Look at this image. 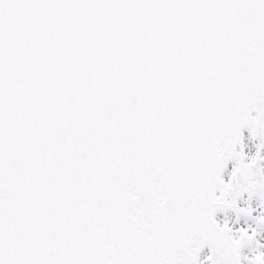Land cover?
I'll list each match as a JSON object with an SVG mask.
<instances>
[{
  "label": "snow or ice",
  "instance_id": "snow-or-ice-1",
  "mask_svg": "<svg viewBox=\"0 0 264 264\" xmlns=\"http://www.w3.org/2000/svg\"><path fill=\"white\" fill-rule=\"evenodd\" d=\"M262 150L264 0H0V264H264Z\"/></svg>",
  "mask_w": 264,
  "mask_h": 264
},
{
  "label": "bare ground",
  "instance_id": "bare-ground-1",
  "mask_svg": "<svg viewBox=\"0 0 264 264\" xmlns=\"http://www.w3.org/2000/svg\"><path fill=\"white\" fill-rule=\"evenodd\" d=\"M245 136H246V141H247L248 150H249V152H248V159H250L252 156H254L256 154L257 144H259L260 141H259L258 138H255V139L252 138L251 139V133L247 129L245 130ZM262 154L264 155V150H262ZM234 166H235V162L228 164L227 170H226V176L233 170ZM226 176H225V179L227 178ZM258 202H260V201L257 200V199H255V200H253V201H251L249 203L250 205L252 204V206H255L256 205L255 208L252 207L254 209V217L255 216H259L261 214L260 212L264 209V207L261 204H259ZM242 204H245L244 201L242 202ZM220 217L223 218L222 221H225L227 219L228 222H229V225L231 227H233V228H234L235 225H237L238 226L237 229H239L240 227H248V223L247 222L250 221V220H248L246 222L245 221L246 219H243L242 218V219H239V222L237 223V219L234 218V216H231V215H221ZM251 220L254 221L253 219H251ZM239 225H241V226H239ZM262 234H263L262 231L259 232L258 235H257V237H259V241L261 243H264V235H262ZM246 250H247V248H246ZM246 250L243 252V255L246 252ZM203 259H204V257H203Z\"/></svg>",
  "mask_w": 264,
  "mask_h": 264
},
{
  "label": "water",
  "instance_id": "water-1",
  "mask_svg": "<svg viewBox=\"0 0 264 264\" xmlns=\"http://www.w3.org/2000/svg\"><path fill=\"white\" fill-rule=\"evenodd\" d=\"M245 130V129H244ZM251 139H252V136H251ZM243 143H244V145H245V147H244V152H245V154H246V157L248 158V152H249V150H248V145H247V141H246V136H245V131H244V134H243ZM256 152H257V150H256ZM263 155V154H262ZM233 162H235V161H230L228 164H230V163H233ZM250 162V161H249ZM258 163H260V165H261V167H264V161H259ZM228 166V165H227ZM226 170H227V168H226ZM225 176H226V171H225V173H224V179H225ZM228 179H230V175L228 176ZM227 179V180H228ZM244 195H247V193H245ZM241 207V206H240ZM229 211H231V210H229ZM232 213H234V214H236L235 212H233V211H231ZM246 250V247L244 248V249H242V255H243V252ZM204 252H206L207 253V256L210 254V249L206 246L203 250H202V252H201V254L200 255H202ZM201 259H203V258H201Z\"/></svg>",
  "mask_w": 264,
  "mask_h": 264
},
{
  "label": "rangeland",
  "instance_id": "rangeland-1",
  "mask_svg": "<svg viewBox=\"0 0 264 264\" xmlns=\"http://www.w3.org/2000/svg\"><path fill=\"white\" fill-rule=\"evenodd\" d=\"M221 220H223V218H221ZM224 222V221H223ZM248 224H251L253 227H255L256 225H255V222L254 221H252V222H250V223H248ZM236 226V225H235ZM262 235H264V231H262ZM261 237V236H260ZM259 238V237H258ZM249 251H246L245 253H244V255H246V256H250L251 255V251H250V249H248Z\"/></svg>",
  "mask_w": 264,
  "mask_h": 264
},
{
  "label": "flooded vegetation",
  "instance_id": "flooded-vegetation-1",
  "mask_svg": "<svg viewBox=\"0 0 264 264\" xmlns=\"http://www.w3.org/2000/svg\"><path fill=\"white\" fill-rule=\"evenodd\" d=\"M262 205V204H261ZM249 251V250H248Z\"/></svg>",
  "mask_w": 264,
  "mask_h": 264
}]
</instances>
